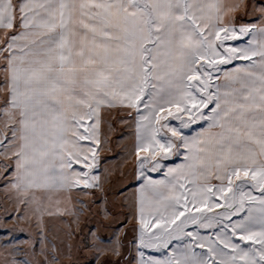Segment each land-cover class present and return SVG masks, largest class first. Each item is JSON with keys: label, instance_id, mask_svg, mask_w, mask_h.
Segmentation results:
<instances>
[{"label": "snow or ice", "instance_id": "6c2138e0", "mask_svg": "<svg viewBox=\"0 0 264 264\" xmlns=\"http://www.w3.org/2000/svg\"><path fill=\"white\" fill-rule=\"evenodd\" d=\"M85 260L264 264V0H0V264Z\"/></svg>", "mask_w": 264, "mask_h": 264}, {"label": "rangeland", "instance_id": "374dc122", "mask_svg": "<svg viewBox=\"0 0 264 264\" xmlns=\"http://www.w3.org/2000/svg\"><path fill=\"white\" fill-rule=\"evenodd\" d=\"M119 127V126H118ZM127 128H125L124 130H123V133L124 134H127V133H130L131 131H129V130H126ZM121 135V133L118 131V132H116V133H113V136H115V137H119ZM111 148L113 149V151H119V149L117 148V145L115 144V143H113L112 145H111ZM112 156V152H107V151H105V157H106V159L110 162L111 161V159L112 158H109V157H111ZM128 163H131L130 161L128 162ZM161 175H162V173H161ZM83 259V258H82ZM88 259H90V258H88ZM85 264H87V260H85ZM93 264H94V262H93Z\"/></svg>", "mask_w": 264, "mask_h": 264}, {"label": "crops", "instance_id": "0c3cea01", "mask_svg": "<svg viewBox=\"0 0 264 264\" xmlns=\"http://www.w3.org/2000/svg\"><path fill=\"white\" fill-rule=\"evenodd\" d=\"M246 19H247V18H246ZM126 130L131 131V133L133 134V137H134V129H126ZM100 155H101L102 158H106V157H105V151H102V152L100 153ZM109 158H112V156L109 157ZM103 163H104V160L102 159V161H101V165H102V166H103Z\"/></svg>", "mask_w": 264, "mask_h": 264}]
</instances>
